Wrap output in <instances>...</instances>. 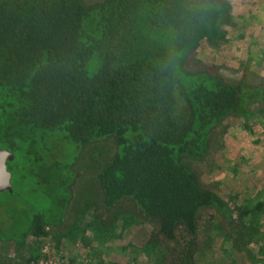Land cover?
<instances>
[{"label": "trees", "instance_id": "1", "mask_svg": "<svg viewBox=\"0 0 264 264\" xmlns=\"http://www.w3.org/2000/svg\"><path fill=\"white\" fill-rule=\"evenodd\" d=\"M228 12L215 0H0V149L14 156L0 240L21 250L63 224L89 145H112L97 175L106 210L130 199L172 240L183 226L190 255L203 210L229 223V203L184 162L205 159L228 118H264V85L185 68L203 40H226Z\"/></svg>", "mask_w": 264, "mask_h": 264}, {"label": "rangeland", "instance_id": "2", "mask_svg": "<svg viewBox=\"0 0 264 264\" xmlns=\"http://www.w3.org/2000/svg\"><path fill=\"white\" fill-rule=\"evenodd\" d=\"M215 2L229 6L223 24L227 38L217 44L203 40L187 56L185 68L229 82L243 81L250 87L264 85V0ZM250 124L246 129L241 117L228 118L213 130L205 159L184 161L201 186L217 193L233 209L232 223L215 217L211 208L202 211L193 255L188 249L194 236L183 226L176 228L172 240L160 233L158 221L145 216L130 199L110 210L103 207L97 175L112 145L107 147L108 154L89 145L81 150L73 167L77 174L70 186L63 224L29 236L21 250L14 239L0 240V264H37L47 244L71 264L84 260L91 264H264V118L260 115ZM3 198L9 200L6 195ZM247 210L254 214H244ZM5 214L2 209L0 217ZM242 217H252L251 227L257 229H244ZM79 245H85L86 250L78 252Z\"/></svg>", "mask_w": 264, "mask_h": 264}, {"label": "water", "instance_id": "3", "mask_svg": "<svg viewBox=\"0 0 264 264\" xmlns=\"http://www.w3.org/2000/svg\"><path fill=\"white\" fill-rule=\"evenodd\" d=\"M14 156L8 150L0 149V192L12 191V173L8 170L7 161L13 160Z\"/></svg>", "mask_w": 264, "mask_h": 264}, {"label": "built area", "instance_id": "4", "mask_svg": "<svg viewBox=\"0 0 264 264\" xmlns=\"http://www.w3.org/2000/svg\"><path fill=\"white\" fill-rule=\"evenodd\" d=\"M37 264H71L69 261H65L61 258L59 253H55V251L50 247L49 244L45 245L39 255L37 260ZM74 264H91L90 260H84L81 263L76 262Z\"/></svg>", "mask_w": 264, "mask_h": 264}, {"label": "crops", "instance_id": "5", "mask_svg": "<svg viewBox=\"0 0 264 264\" xmlns=\"http://www.w3.org/2000/svg\"><path fill=\"white\" fill-rule=\"evenodd\" d=\"M117 205H118V204H117ZM70 244H71V243H70ZM70 244H69V245H70ZM69 245H68L69 248H73V247H71V246H69ZM77 247H78L79 250H77ZM77 247H75L74 249L77 250L78 252H84V250H86L85 245H79V246H77ZM90 252H91V251H90ZM91 253H92V252H91ZM78 254H79V253H78Z\"/></svg>", "mask_w": 264, "mask_h": 264}]
</instances>
